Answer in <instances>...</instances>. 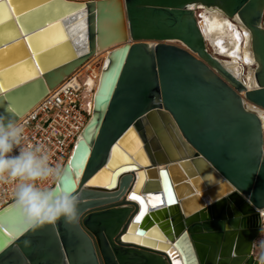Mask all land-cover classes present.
I'll use <instances>...</instances> for the list:
<instances>
[{"label":"water","instance_id":"water-1","mask_svg":"<svg viewBox=\"0 0 264 264\" xmlns=\"http://www.w3.org/2000/svg\"><path fill=\"white\" fill-rule=\"evenodd\" d=\"M198 7L248 30L254 87L206 49ZM80 9L87 50L77 55L61 19ZM263 17L264 0H0L5 122L115 46L65 165L77 182L52 187L77 198L79 221L27 229L11 202L0 209V264H258L264 139L261 117L245 103L264 111ZM101 174L108 183L87 187ZM134 193L145 201L162 193L163 202L137 223L141 205L126 198Z\"/></svg>","mask_w":264,"mask_h":264},{"label":"built area","instance_id":"built-area-1","mask_svg":"<svg viewBox=\"0 0 264 264\" xmlns=\"http://www.w3.org/2000/svg\"><path fill=\"white\" fill-rule=\"evenodd\" d=\"M263 21L264 17L262 20L264 26ZM89 59L81 65L83 70L77 68L16 121L24 129L23 139L18 147H27L29 144L41 145L47 150L51 165L65 167L75 143L81 138L90 118L91 95L95 90L87 81L96 80L98 62ZM21 182L19 178H11L7 173L0 175V209L14 201L15 190ZM37 183L40 187L52 188L57 181L47 179ZM261 210L264 208L259 210L260 234L262 233L264 246V215ZM254 249L255 242L253 256L257 259Z\"/></svg>","mask_w":264,"mask_h":264},{"label":"clouds","instance_id":"clouds-1","mask_svg":"<svg viewBox=\"0 0 264 264\" xmlns=\"http://www.w3.org/2000/svg\"><path fill=\"white\" fill-rule=\"evenodd\" d=\"M24 129L12 120L0 116V175L7 173L22 182L14 193L13 207L22 216L27 229L54 224L63 218L66 223L79 221L77 198L58 188L40 187L37 181L52 179L61 183H76L74 171L53 166L49 154L41 145L18 147Z\"/></svg>","mask_w":264,"mask_h":264},{"label":"bare ground","instance_id":"bare-ground-1","mask_svg":"<svg viewBox=\"0 0 264 264\" xmlns=\"http://www.w3.org/2000/svg\"><path fill=\"white\" fill-rule=\"evenodd\" d=\"M69 1H77V0H69ZM79 2L81 0H78ZM83 2V0L81 1ZM197 13H201L199 20H201L200 30L202 31V36L205 41L206 49L210 53H212L217 60L235 76L237 79L243 81L246 87H254L255 82L253 78L254 71V62L252 60V54L249 44V36L242 35L243 32L247 33L248 30L243 26V24L239 21L237 17L229 19L226 17L218 8L216 7H198ZM86 12L85 9H80L72 13L67 18L63 17L61 19L66 31L67 37L71 41H77L78 47L76 48L77 55L85 53L87 50L86 45L82 39L83 32L85 31V21ZM264 23V21H263ZM239 37V38H237ZM171 43L178 44V41H171ZM115 47V46H113ZM111 47V48H113ZM111 48H108L100 53L95 54L89 60H94L98 62L95 81H87L88 85L93 87L95 90L97 87L99 73L104 65L105 55L107 51ZM82 66L79 67L80 71L83 70ZM93 92L91 95V103H90V113L93 104ZM248 109L255 111L261 117V126L264 131V111L253 107L249 103H245ZM23 116V115H22ZM20 116L18 119H20ZM132 144V148L137 144L136 139L133 136H129L128 138ZM122 157L118 158L121 160ZM96 179V178H95ZM90 183H88L87 187L93 188L96 184L102 185L109 182V174H101L97 176V179ZM134 179L137 180V173H134ZM97 182V183H96ZM135 183V182H134ZM160 189V188H159ZM161 199H163V195L161 193ZM127 200L130 199L129 195H126ZM204 202L210 203L211 200L205 196ZM138 212V207L136 206V213ZM264 215V210H261ZM125 241L129 242L130 240L127 238ZM134 242V241H133ZM139 243V242H137ZM144 246L158 248L156 245H148L147 243H139ZM165 252V251H164ZM258 264H262V259L258 260Z\"/></svg>","mask_w":264,"mask_h":264},{"label":"snow or ice","instance_id":"snow-or-ice-1","mask_svg":"<svg viewBox=\"0 0 264 264\" xmlns=\"http://www.w3.org/2000/svg\"><path fill=\"white\" fill-rule=\"evenodd\" d=\"M13 6H14L13 4H9L8 5V7H13ZM15 7L17 8L18 11L20 10V5L17 4V5H15ZM0 22H2V21H0ZM237 38H239V37H237ZM161 175L164 176L165 178L167 177V173H162ZM130 199L138 201L140 203V205H141L140 214L136 217V222L137 223L146 214L147 208H148L149 205H151L152 207H157L163 202L160 195H150L148 197L147 201H145L141 196H139V195L134 193L132 196H130ZM168 200L169 201H174V197L172 196L170 191L168 192ZM17 220H18L17 217L12 216L10 222L11 223H15ZM15 234L16 233L14 232L13 235H15ZM138 235H139V233H138ZM171 254L172 253L170 252V255ZM173 264H178V261L174 260Z\"/></svg>","mask_w":264,"mask_h":264},{"label":"rangeland","instance_id":"rangeland-1","mask_svg":"<svg viewBox=\"0 0 264 264\" xmlns=\"http://www.w3.org/2000/svg\"><path fill=\"white\" fill-rule=\"evenodd\" d=\"M255 241V249H254V255L255 257L260 260L262 259V264H264V246H263V240H262V233L259 234Z\"/></svg>","mask_w":264,"mask_h":264}]
</instances>
